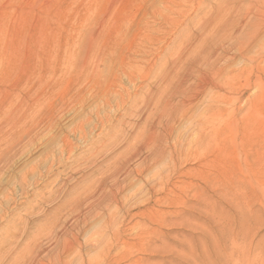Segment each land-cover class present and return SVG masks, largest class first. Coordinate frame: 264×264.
<instances>
[{"label": "rangeland", "instance_id": "rangeland-1", "mask_svg": "<svg viewBox=\"0 0 264 264\" xmlns=\"http://www.w3.org/2000/svg\"><path fill=\"white\" fill-rule=\"evenodd\" d=\"M168 1L0 0V240L8 235L6 254L30 233L19 248L31 243L41 259L51 254L57 264L66 226L68 264H264V0L202 4L195 24L209 10L224 11L185 50L196 71L182 85L184 98L170 100L175 80L160 88L153 76L144 81L147 61L139 63L136 85L112 75L105 83L119 64L100 60L102 52L137 26L155 37L147 58L158 48L181 50L178 41L190 35L187 17L202 0H182L181 12L171 14L179 27L156 17ZM94 62L100 77L91 81ZM123 87L131 95L138 91L135 99ZM205 117L225 130L213 135L214 145L197 148V125ZM102 181V195L113 197L89 216L93 199L87 197L99 196ZM77 199L89 201L77 211ZM110 218L112 230L105 224Z\"/></svg>", "mask_w": 264, "mask_h": 264}, {"label": "bare ground", "instance_id": "bare-ground-1", "mask_svg": "<svg viewBox=\"0 0 264 264\" xmlns=\"http://www.w3.org/2000/svg\"><path fill=\"white\" fill-rule=\"evenodd\" d=\"M182 0H169L165 5H164V10L159 12V15L157 14V18L158 19H163V22H168L171 20L172 23L176 24L178 27L179 26H182L181 25V22L180 21H176L175 19L177 18L176 16H171L172 13L174 14H177L179 13V11L181 12V9H180V5L186 1H182ZM210 1V0H208ZM205 3H207V0H202L201 2H198L197 5L195 6V9H194V15H188L189 17H187V22L185 24V29L187 30V32L190 33V35L187 34L186 38L181 39L178 41V44H177V49H181L177 55H175L174 51L173 52H169L167 53L165 50H163V48H158L157 51H156V54H154V59H150V58H147L149 56V45L151 44V41L155 38L153 35H150L149 33H147V26L145 25H142V26H137L136 30L137 32L134 33V31L130 34H126L125 37H123L119 42H115L117 45L114 47H112V51L111 52H108L106 53L107 51L104 49V46L102 45L101 47H103L102 49H104V51L102 52L103 53V56L100 58L98 57L97 55V58L100 60H104L105 62H110L111 64H119V68L118 70L116 69H113L112 71L110 70L109 71V74L108 76H106L105 78V83L107 82L108 78L111 77V75L113 77H116V78H119V79H123V78H126L127 80H129L130 82H133L135 83L136 82V78L139 74L140 71H137L139 69V66H140V62L142 61H147L148 62V71L147 73L145 74V76H142L143 80L146 81L148 79H152V76L155 78V84L158 86L156 88H160V86L162 87V84L163 82H171L173 80H175L177 82L176 86L173 87L174 89L172 90V92L170 93V100H172L174 97H181V98H184L185 97V94H187V89L183 88V84L186 83L193 75H194V72L196 70L195 69V66H194V63L192 61H189V58L188 56L185 55V50L188 49L189 45L192 44V42L194 40H197L199 38H201L202 36H204L207 32L210 31V29H212L211 27L213 26V24L220 20V17L222 16V13L224 11V9H218L215 13V11H211L209 10L208 13L206 14V16L204 17V19L199 22L198 24H195V22L193 21V18L195 17V15L199 14L200 11H202V4L204 5ZM183 29V30H185ZM185 32V31H184ZM183 36V35H182ZM183 36V37H185ZM108 38V37H107ZM157 38V37H156ZM108 40V39H107ZM104 41V40H103ZM106 42V41H105ZM114 43V44H115ZM94 43H92L93 45ZM110 44V43H108ZM91 47H94L95 45H93ZM105 45V44H104ZM106 46V45H105ZM110 46V45H109ZM108 46V47H109ZM90 47V48H91ZM110 48V47H109ZM92 49V48H91ZM94 49V48H93ZM111 49V48H110ZM89 51V50H88ZM106 51V52H105ZM163 51L165 52V56L166 57H161L160 55L163 53ZM92 52V51H91ZM99 52L97 51V54ZM93 55V54H92ZM91 55V56H92ZM96 56V55H95ZM94 56V57H95ZM97 60V59H96ZM96 63L97 62H94L92 63L91 65V70L87 73H89L88 77L91 78V81H95L97 80L99 76L98 74V69H97V66H96ZM98 64V63H97ZM163 64L165 65L164 67V70H163ZM113 65V66H114ZM157 69L159 70V72H156L157 74L155 75V71H157ZM182 71V73H180ZM86 73V75H87ZM98 76V77H97ZM103 78V77H102ZM101 78V79H102ZM93 79V80H92ZM141 79V78H140ZM135 81V82H134ZM98 82V81H97ZM141 82V81H140ZM143 82V81H142ZM175 82V83H176ZM95 83V82H94ZM99 83V82H98ZM138 83V82H136ZM135 83V85H136ZM152 83V82H151ZM154 84V85H155ZM150 85V84H149ZM139 86V85H138ZM142 86V85H141ZM152 87V86H150ZM155 87V86H154ZM125 87H123L122 90V93L123 92H126V90L124 89ZM141 88V87H140ZM154 89V88H153ZM151 90V88H150ZM159 90V89H158ZM128 91V89H127ZM140 91V90H139ZM113 93H117V90H112ZM129 92V91H128ZM128 92H126L128 94ZM141 92V91H140ZM152 92V91H151ZM121 92H118L117 94H119ZM138 93V91H135V93H133L131 95V93H129V99L131 97L136 96ZM142 94V93H141ZM146 94V93H145ZM148 94V92H147ZM154 94V93H153ZM151 94V95H153ZM159 94V93H158ZM115 95V94H114ZM124 94H122L123 96ZM150 95V96H151ZM119 96H121L119 94ZM121 96V97H122ZM139 96V94H138ZM137 96V97H138ZM144 96V94H143ZM147 95H145L146 97ZM153 97V96H152ZM124 98V97H123ZM122 98V99H123ZM144 98V97H143ZM121 99V98H120ZM133 99H135L133 97ZM147 99V97H146ZM105 101H108V98L106 97L104 99ZM138 100V99H136ZM121 101V100H120ZM132 102V101H131ZM145 102V101H144ZM185 101L184 100H179L178 103L180 104H183ZM127 102H124L122 105H125ZM130 103V102H129ZM135 103L137 104V102L135 101ZM134 103V104H135ZM133 104V103H132ZM135 104V105H136ZM145 104V103H144ZM146 104H147V101H146ZM131 105V104H130ZM134 105V106H135ZM185 105V104H184ZM129 105H127L126 107H128ZM130 107H133V106H130ZM125 108V107H123ZM127 109V108H126ZM132 112V108H130V110ZM134 111V110H133ZM127 113V112H126ZM130 113V112H129ZM127 113V115L129 114ZM99 114V113H98ZM97 114V116H98ZM100 118V116H98ZM160 120V118H159ZM103 122V121H101ZM160 123V122H159ZM223 125H226V124H223ZM152 126V125H151ZM198 128H197V132H196V139L194 141L195 143V147L197 148H200L203 146L209 148V146L212 143V137L213 135L216 133V132H219L221 133L224 129V127L220 126V127H216V126H210L208 124V120H207V117H205L204 119H200L199 120V125H197ZM161 127V126H160ZM154 128V127H153ZM156 128V127H155ZM168 128V127H167ZM77 129H78V126H77ZM84 128H82V126L80 127V133H83L85 132V130H83ZM170 129V128H169ZM164 130V129H163ZM166 131H169V130H166ZM162 132V131H161ZM164 132V131H163ZM170 133V132H169ZM218 133V134H219ZM217 134V133H216ZM154 135V134H153ZM14 136V135H13ZM18 136V135H17ZM216 136V135H215ZM97 138V137H96ZM68 139V138H67ZM90 140V139H89ZM97 140V139H96ZM151 141V139H150ZM150 141L146 144V147L149 148V143ZM89 144V143H88ZM70 145V143H69ZM68 145V146H69ZM73 145V144H72ZM99 145V144H98ZM194 145V144H193ZM214 145V144H213ZM62 146V145H61ZM67 145H64L63 148H62V151H69V156L71 157L72 155L75 154V151H73V149L69 146L68 147ZM104 148V147H103ZM221 150L222 152L225 150V147H221ZM220 150V151H221ZM68 153V152H67ZM100 154V153H99ZM222 154V153H221ZM225 154V153H224ZM95 156V155H94ZM205 156V155H204ZM73 157V156H72ZM81 157V156H80ZM70 159V158H69ZM75 159V158H74ZM209 159V158H208ZM75 162V161H74ZM79 162V161H78ZM88 162V161H87ZM85 164V163H84ZM48 167V166H47ZM124 168V167H123ZM24 179V178H23ZM114 183V182H113ZM100 186L97 187V189H100V193H99V196L98 194H94L92 195L91 197V194L87 197L89 198V200H92L90 202V210L88 212V215L89 216H92L94 213L95 214H99L100 211L102 209H104L105 207H108V205H106L107 203V199L106 197H109V196H106L105 195H102V192L105 191V185L106 183H104L103 181L99 184ZM107 186V185H106ZM123 186V185H122ZM121 186V187H122ZM188 186V185H186ZM190 186V185H189ZM119 187V186H118ZM119 187V188H121ZM184 187V185H183ZM89 188V187H88ZM113 188V187H112ZM117 188V187H116ZM124 188V187H123ZM185 188V187H184ZM63 189V188H62ZM110 189V188H109ZM192 189V188H191ZM36 190V189H35ZM114 190V189H113ZM186 190V189H185ZM110 191V190H109ZM186 192V191H185ZM109 193V192H108ZM26 194V193H25ZM104 194V193H103ZM116 194V193H114ZM121 194V193H120ZM123 194V192H122ZM117 195V194H116ZM115 195V198L116 197ZM124 195V194H123ZM258 195V194H257ZM98 196V197H97ZM111 199L113 197L110 196ZM91 198V199H90ZM256 198V197H255ZM178 199V198H177ZM198 199V198H197ZM5 200V199H4ZM89 200H82V199H77L76 200V204L74 205V209H76L77 211L80 210L82 208V206L85 205L86 201H89ZM180 200V199H179ZM3 201V200H2ZM115 202V200H114ZM117 202V201H116ZM129 202V201H127ZM207 202V201H206ZM15 203V202H14ZM111 203V202H110ZM179 203V202H178ZM182 203V202H181ZM89 204V203H88ZM116 204V203H115ZM117 205V204H116ZM208 206V205H207ZM205 208V207H204ZM107 209V208H106ZM116 209V208H115ZM75 210V211H76ZM108 210V209H107ZM14 211V210H13ZM4 212V211H3ZM128 212V211H127ZM250 212V211H249ZM57 213V212H56ZM87 213V212H86ZM210 213V212H209ZM216 213V212H215ZM154 214V213H153ZM247 214V213H246ZM111 216V212L109 214ZM59 216V215H58ZM88 216V217H89ZM94 216V215H93ZM104 216V215H103ZM154 216V215H153ZM156 216V215H155ZM34 217V216H33ZM114 217V216H113ZM105 218V217H104ZM85 219V217H84ZM91 219V218H90ZM89 222V221H88ZM112 218H110V221L108 223H105L107 224V228L108 229H111V226L114 225L112 224ZM82 223V222H81ZM28 224V223H27ZM26 224V225H27ZM84 224V223H83ZM16 225V224H15ZM13 226V225H12ZM17 226V225H16ZM55 226V225H54ZM26 227V226H25ZM9 228H12V227H9ZM48 228V227H47ZM115 228V227H114ZM14 229V228H13ZM43 229V228H42ZM53 229V228H52ZM113 229V228H112ZM111 229V230H112ZM18 230V229H17ZM44 230V229H43ZM115 230V229H114ZM11 231H13L11 229ZM20 231V230H19ZM27 231V230H26ZM25 231V232H26ZM51 231V230H50ZM6 232V231H5ZM15 232V231H13ZM29 232V231H28ZM71 232V231H70ZM110 232V231H108ZM9 233V232H8ZM7 233V234H8ZM17 233V232H16ZM39 233V232H38ZM30 234V233H29ZM28 234V235H29ZM63 234H64V237L61 239V242L59 241L58 243V253L56 254V258L57 259V264H68V259H67V253L69 251V248H70V242L69 241V230L66 226H63ZM26 233H23V235H21L20 239H19V244L18 245H15V249L12 250V252H10V247H12L11 245H9L10 249H9V253L6 254V250L5 247H4V244L6 242H8L6 239H8V235L4 238L2 237L3 241L0 242V264H4L5 262L8 263L9 262V258L14 256L13 258V261L12 263H8V264H54V255L52 256L50 253V255L47 256V262H45V260L42 258H40V249L36 246L35 248H33L31 245V243H26L25 246H23V248H19L20 245H22L24 243V241L27 239V236H28ZM106 235V234H105ZM116 235V234H115ZM118 235V233H117ZM3 236V235H2ZM16 236V235H15ZM14 236V237H15ZM32 236V234H31ZM34 236V235H33ZM12 238L13 235L11 236ZM60 237V236H59ZM105 237V236H103ZM107 237V236H106ZM117 237V236H116ZM33 238V241H30V239ZM29 239V242H35L34 240V237H31ZM38 238V237H37ZM55 238H56V235H55ZM1 239V238H0ZM43 239V238H42ZM51 239L54 240V236H51ZM77 239V238H76ZM112 239V237H111ZM114 239V238H113ZM32 240V239H31ZM51 240V241H53ZM50 241V239H49ZM103 241V240H102ZM16 242V241H15ZM28 242V241H27ZM105 242H108V239L106 241H104V244L103 246L105 247ZM140 242V241H139ZM12 243V242H11ZM10 243V244H11ZM17 243V242H16ZM37 243V242H36ZM55 243V242H54ZM72 243V242H71ZM99 243V242H98ZM111 243V242H110ZM109 243V244H110ZM115 243V242H114ZM13 244V243H12ZM25 244V243H24ZM43 244V243H42ZM61 244H64L61 246ZM108 244V243H107ZM8 246V245H7ZM54 246V245H53ZM109 246V245H108ZM41 248V247H40ZM107 248V246H106ZM105 248V249H106ZM42 249V248H41ZM102 250V249H101ZM4 252V253H2ZM104 252V251H103ZM107 253V252H105ZM112 254V253H111ZM118 254V253H117ZM100 255V254H99ZM105 256V255H104ZM112 256V255H111ZM45 257V255H44ZM96 257V256H95ZM110 257V256H109ZM238 257V256H237ZM69 258V257H68ZM98 258V257H97ZM95 258V259H97ZM114 258V257H113ZM92 259V258H91ZM94 259V261H96ZM100 259V258H99ZM116 259V258H114ZM113 259V260H114ZM84 261V260H83ZM112 261V260H110ZM115 261V260H114ZM119 261V260H117ZM85 262V261H84ZM88 262V261H87ZM101 262V261H100ZM99 262V264H100ZM108 262V261H107ZM113 262V261H112ZM110 262H108L109 264Z\"/></svg>", "mask_w": 264, "mask_h": 264}]
</instances>
